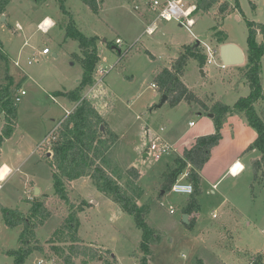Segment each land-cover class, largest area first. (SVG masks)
<instances>
[{"label":"rangeland","instance_id":"obj_1","mask_svg":"<svg viewBox=\"0 0 264 264\" xmlns=\"http://www.w3.org/2000/svg\"><path fill=\"white\" fill-rule=\"evenodd\" d=\"M154 1L105 0L100 13L95 14L81 0H11L5 19L0 18V134L5 125L4 91L11 92L17 105L16 128L2 145L0 155V163L14 170L0 190V264H14L9 252L20 249L22 233V228L6 225L1 207L27 212L28 199L40 196H34V188L47 195L43 198L53 215L36 232L46 254L34 251L25 264H39L42 259L45 264L67 263L71 238L62 223L70 215L69 206L55 195L50 162L60 124L77 107L67 94L78 87L84 74L79 44L66 38L70 21L86 36L99 38L96 83L84 93L104 119V131L94 151L98 163L126 195L148 209L144 217L156 235L150 245L151 255L146 256L148 264H247L264 250V164L260 168L253 164L259 157L257 150L250 149L257 131L243 113L227 115L220 143L199 170L202 182L197 210L188 213L194 195L164 190L180 167L178 161L184 151L197 138L217 131L213 107L221 102L233 108L241 97L250 94L245 64L224 67L219 50L223 44L235 43L247 53L248 22L264 24V0H253V5L251 0H237L241 11L235 8L236 0H220L208 13H194L191 28L175 20L158 19L157 11L151 8ZM225 2L234 9L222 19L219 8ZM46 17L55 25L45 33L38 24ZM150 25L155 27L152 33L148 32ZM117 39L122 41V55L104 42L116 44ZM198 41V53L205 62L190 58L182 81L205 108L186 101L163 103L158 84L153 87L158 74L172 67L184 46ZM257 42H262L261 35ZM45 47L50 54H43ZM207 47L215 52L212 58L207 56ZM100 71L105 73L100 75ZM261 83L264 88V57ZM21 91L26 94L16 102ZM256 110L264 121L263 101L256 104ZM162 127L175 152L156 162L145 155L151 138ZM236 160L245 169L232 176L229 167ZM133 168L139 172L138 178L130 171ZM190 171L186 168L177 179ZM26 181H32L34 188ZM190 183L196 193L195 184ZM66 185L79 211L81 243L93 246L101 256L89 264H142L143 233L134 217L99 191L91 176L66 181ZM84 261L89 262V258H73L72 264Z\"/></svg>","mask_w":264,"mask_h":264},{"label":"trees","instance_id":"obj_2","mask_svg":"<svg viewBox=\"0 0 264 264\" xmlns=\"http://www.w3.org/2000/svg\"><path fill=\"white\" fill-rule=\"evenodd\" d=\"M11 0H0V18L6 15L7 8ZM92 12L99 14L105 0H81ZM220 0H196V10L194 13L203 12L208 13L213 7L219 5ZM253 5V0H251ZM235 8L240 10V5L236 0ZM234 8L225 2L220 5V17L223 19ZM73 21V16L66 13ZM248 38H247V53L246 63L247 68L246 78L249 81L251 89L247 97H241L233 108L218 102L212 112L214 113V120L216 125V132L211 135L201 136L196 139L195 143L184 151V156L180 158L179 165L174 173L171 175L170 182L165 186V192L171 190L173 184L178 180V176L182 174L183 170L190 168L188 180L193 182L196 186V193H194L190 200L189 212L198 209L197 197L200 194V186L202 177L199 170L204 166L211 156L212 150L216 147L221 139L220 130L223 121L229 113L239 112L243 113L248 121V124L257 131V138L250 149L257 150L259 158L255 159L253 164L256 168H260L264 164V121L259 116L256 110V104L259 101L264 102V88L261 83V74L263 70L264 57V24L255 22H248ZM67 36L78 42L82 52L84 74L78 87L70 92L68 97L75 103L77 107L74 111L66 117L60 124L58 129L56 141L52 143L53 158L51 165L53 167V179L55 195L59 201L69 206L70 215L62 223L63 227L70 234L69 253L66 257V264H72L73 258L88 257V261L84 264H89L90 261H95L99 257V251L93 246H86L81 243L77 232V214L74 202L70 199L69 190L66 181H73L83 176H91L99 191L111 197L122 210L134 217L137 227L142 231L141 252L144 254L142 264H148L146 256L151 255L150 245L156 240V235L153 229L147 224L145 215L148 209L141 207L136 201L126 195L122 190L121 185L113 179L111 174L97 161V155L94 151L96 144L99 142V134L103 132L104 127L103 117L99 113L97 107L93 104L91 99L85 97L84 93L88 88L94 87L96 83L95 71L100 60V50L98 45V37H88L76 24L71 21L66 25ZM219 33H217L218 35ZM262 36V42H257V36ZM109 47L118 49L120 55L119 45L105 41ZM221 44L225 43L224 39H220ZM199 45H187L183 47V51L179 57L176 58L171 68L163 69L156 78L159 92L167 97V101L171 105H177L182 101L190 104H199L205 108V103L193 93L187 85L182 81L187 67V62L190 58L205 62V58L200 55ZM10 88V87H9ZM57 94H62L57 93ZM2 110L5 114V125L0 134V154L1 147L4 142L12 137L16 128V112L17 105L14 102L11 92L4 91L1 97ZM254 168V167H253ZM136 178L139 177V172L133 168L130 170ZM30 208L27 212L18 209H9L1 207V214L4 222L9 228H22L20 236V249L9 252L14 257V264H25L32 252L38 251L46 254L44 245L39 244L37 239V229L45 224V222L53 215L49 208L47 199L34 198L28 200ZM83 209V208H82ZM81 209V210H82Z\"/></svg>","mask_w":264,"mask_h":264},{"label":"built area","instance_id":"obj_3","mask_svg":"<svg viewBox=\"0 0 264 264\" xmlns=\"http://www.w3.org/2000/svg\"><path fill=\"white\" fill-rule=\"evenodd\" d=\"M193 1L194 3L196 0H163V2H160L158 0H155L151 4V8L157 11L158 19L165 20V21H178L180 25H184L187 28H191L195 24V20L191 18V16L194 14V11L196 10L195 4H190V2ZM138 8V7H136ZM40 30L42 32H48L49 27L45 26L44 23H41L39 26ZM155 28H148V32L152 33ZM117 45H121L122 41L120 39L116 40ZM50 49L48 47H45L43 49V54L47 55L50 54ZM214 51L207 47V56L208 58H212L214 55ZM208 61H210L208 59ZM32 61H29L28 64H31ZM16 66L20 67V64L18 62H15ZM224 66V65H223ZM105 71H100V75H103ZM100 80L99 82H101ZM153 87H156V85L153 84ZM26 93L25 91H21L15 98L16 102L21 101V97L24 96ZM67 114H70L69 111H67ZM165 131V127H162L160 129L159 133H155L153 137L151 138V141L149 142L147 146V159H153L154 161H159L163 156H166L170 154L171 152H175L174 146L166 141L164 138L162 132ZM244 168L239 169L238 173L235 174L233 171V167L231 168L230 172L232 175L237 176L240 173H242ZM11 174V170L9 169L7 175L8 177ZM189 177V173L183 174V176L178 179L172 186L171 190L177 194H184V195H193L195 192L194 185L190 183L187 179ZM5 179H2L0 177V190L3 188V183ZM216 188V185L213 187ZM216 217V215H214ZM46 261L42 259L39 261V264H45ZM55 264V263H53ZM247 264H264V250L252 256L250 260L247 262Z\"/></svg>","mask_w":264,"mask_h":264},{"label":"water","instance_id":"obj_4","mask_svg":"<svg viewBox=\"0 0 264 264\" xmlns=\"http://www.w3.org/2000/svg\"><path fill=\"white\" fill-rule=\"evenodd\" d=\"M3 19L5 17L3 16ZM105 42V40H104ZM201 44L200 41L197 42V45ZM113 50H117L113 48ZM57 56V55H55ZM220 60L222 61L224 67H240L246 63V54L244 50L235 43H226L220 46L219 50ZM167 101V97L164 96L163 103ZM102 130L104 127L102 126ZM147 155H145L146 157ZM165 194L164 192L162 195ZM34 195L37 197L40 195V190L38 188L35 189ZM183 221L185 224H189L188 216L184 215Z\"/></svg>","mask_w":264,"mask_h":264},{"label":"crops","instance_id":"obj_5","mask_svg":"<svg viewBox=\"0 0 264 264\" xmlns=\"http://www.w3.org/2000/svg\"><path fill=\"white\" fill-rule=\"evenodd\" d=\"M46 19H49V20H50L51 18H49V17L44 18V19L38 24V26H39L41 23H44V22L46 21ZM156 20H157V19H156ZM156 20H155V21H156ZM51 21H52V26H48L49 29L52 28V27L55 25V23H54V21H53L52 19H51ZM155 21L153 22V24L156 23ZM149 28H155V27H153V26L150 25ZM48 31H49V30H48ZM117 40H118V39H117ZM105 41H106V40H105ZM242 49H243V48H242ZM55 55H57V54H54V56H55ZM174 60H175V59H174ZM174 60H173V61H174ZM0 155H1V154H0ZM258 158H259V157H258ZM256 159H257V158H256ZM253 161H254V160H253ZM237 164H240L241 167L244 168V165H243L239 160H236V161H234V162L230 165V167H229V174H230V175H232L231 172H230L231 168H232L233 166L237 165ZM4 166H7V167L11 170V174H10L9 176H11V175L14 174V170H13L10 166H8L5 162H4V163H0V169H2ZM235 167H236V166H235ZM235 167H234V168H235ZM242 168H241V169H242ZM244 169H245V168H244ZM243 171H244V170H243ZM234 173H235V172H234ZM240 174H241V173H240ZM240 174H239V175H240ZM9 176H8V177H9ZM232 176H234V175H232ZM237 176H238V175H237ZM8 177H6L5 180H6ZM26 182H27V181H26ZM27 183L29 184V187L31 186L32 189L34 188L35 185H32V184H33L32 181L27 182ZM74 186H75V185H72V188H73ZM214 186H215V185H214ZM214 186H213V187H214ZM34 189H36V188H34ZM105 195H106V194H105ZM34 196H35V195H34ZM45 196H47V195H46V194H42V192L40 191V196H39V197H40V198H43V197H45ZM31 198H32V196H31L28 200H30ZM72 200H74V199H72ZM84 201H86V200H84ZM90 201H91V200H90ZM86 202H87V201H86ZM87 203H89V202H87ZM94 203L98 205V202H97V201H95ZM29 207H30V206H29ZM23 212H24V211H23ZM257 254H259V253H257ZM253 256H254V255H253Z\"/></svg>","mask_w":264,"mask_h":264},{"label":"bare ground","instance_id":"obj_6","mask_svg":"<svg viewBox=\"0 0 264 264\" xmlns=\"http://www.w3.org/2000/svg\"><path fill=\"white\" fill-rule=\"evenodd\" d=\"M44 25L45 26H52V21H51V19L49 20V19H46V21L44 22ZM53 28V27H52ZM236 166V167H235ZM235 166H233V171L235 172V174H237L238 173V170L239 169H241L242 167H241V165L240 164H237V165H235ZM235 167V168H234ZM8 171H9V168L7 167V166H4L1 170H0V177L2 178V179H5V176L7 175V173H8Z\"/></svg>","mask_w":264,"mask_h":264}]
</instances>
